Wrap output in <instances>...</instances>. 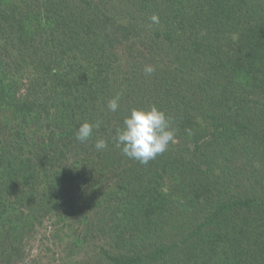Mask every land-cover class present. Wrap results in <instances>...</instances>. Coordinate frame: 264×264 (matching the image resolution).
Wrapping results in <instances>:
<instances>
[{"label":"trees","instance_id":"obj_1","mask_svg":"<svg viewBox=\"0 0 264 264\" xmlns=\"http://www.w3.org/2000/svg\"><path fill=\"white\" fill-rule=\"evenodd\" d=\"M34 1L0 0V264H264V0ZM153 105L145 165L115 135Z\"/></svg>","mask_w":264,"mask_h":264},{"label":"clouds","instance_id":"obj_2","mask_svg":"<svg viewBox=\"0 0 264 264\" xmlns=\"http://www.w3.org/2000/svg\"><path fill=\"white\" fill-rule=\"evenodd\" d=\"M151 22L159 24V17L154 14L151 17ZM144 72L151 75L155 72V67L147 65ZM120 98V95L117 94L108 102L107 109L110 112L118 111ZM101 124L102 121H97L95 124L88 122L81 124L76 131V139L82 143L89 140L93 135V130L99 129ZM175 135L170 118L153 105L149 109L133 108L130 114L124 118L123 127L117 129L115 143L123 155L146 165L157 156L162 155L170 143L176 142ZM94 147L98 151L106 150L108 144L105 140L99 139L95 142Z\"/></svg>","mask_w":264,"mask_h":264},{"label":"rangeland","instance_id":"obj_3","mask_svg":"<svg viewBox=\"0 0 264 264\" xmlns=\"http://www.w3.org/2000/svg\"><path fill=\"white\" fill-rule=\"evenodd\" d=\"M31 1L32 2H35L34 0H31ZM89 45L91 46L90 41H89ZM79 50L84 51V50H87V48H85L84 46H81L80 45ZM119 57H120V61L121 60H122V62H123V60L126 61L124 55H119ZM237 151L238 150H236V152ZM235 166L236 167H240L241 165L240 164H235ZM165 184H166L167 187H170V188H175L176 187V186L175 187H172L173 185H172V183H171L170 180H167ZM232 187H234V189L236 190V192L237 191H240V192H250L249 189L256 188V187H252L251 184H249L247 182H244V181L243 182H240L238 184L235 183V184L232 185ZM31 245H33V247H34L33 251H35V253H36V251H38V249H39V245L37 243L30 244V246ZM67 253H68L67 250H63L62 248H59L58 247L57 256H53V258H52V256H50L47 260L44 259L43 261H41V264H66L67 261H70V260L71 261H78V259H81V255H80L81 253H79V252H72V254H74V253H77V254L74 257L70 256L69 259H68V256H66Z\"/></svg>","mask_w":264,"mask_h":264}]
</instances>
